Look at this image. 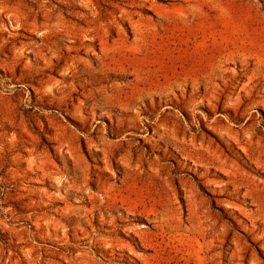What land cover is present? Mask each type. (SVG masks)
<instances>
[{"label":"rangeland","instance_id":"1","mask_svg":"<svg viewBox=\"0 0 264 264\" xmlns=\"http://www.w3.org/2000/svg\"><path fill=\"white\" fill-rule=\"evenodd\" d=\"M0 264H264V0H0Z\"/></svg>","mask_w":264,"mask_h":264},{"label":"trees","instance_id":"2","mask_svg":"<svg viewBox=\"0 0 264 264\" xmlns=\"http://www.w3.org/2000/svg\"><path fill=\"white\" fill-rule=\"evenodd\" d=\"M1 236V235H0Z\"/></svg>","mask_w":264,"mask_h":264}]
</instances>
